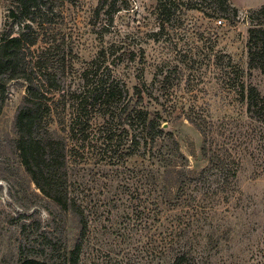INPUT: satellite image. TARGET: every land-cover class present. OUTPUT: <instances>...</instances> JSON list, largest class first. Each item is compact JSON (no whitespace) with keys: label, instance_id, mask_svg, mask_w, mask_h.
I'll list each match as a JSON object with an SVG mask.
<instances>
[{"label":"rangeland","instance_id":"rangeland-1","mask_svg":"<svg viewBox=\"0 0 264 264\" xmlns=\"http://www.w3.org/2000/svg\"><path fill=\"white\" fill-rule=\"evenodd\" d=\"M230 1L238 17L189 10L166 29L155 12L157 0H128L112 23L97 14L99 0L64 6L62 30L79 56L76 67L92 60L102 46L123 40L141 54L118 65L116 74L131 93L144 84L154 90L153 97L145 95L144 106L153 113L161 110L174 135L134 147L128 137L120 139L126 135L119 127L115 139L104 144L102 126L97 127L87 154L71 164L73 188L88 220L79 264H168L171 238L192 237L181 207L171 204L179 182L166 163L174 160L186 176L206 165L204 137L190 116L212 120L228 132L247 121L246 102L234 86L235 72L228 76L224 69V54L242 70L245 83L264 95V73L249 68L246 47V15L264 0ZM6 4L0 0V30ZM164 75L169 83L162 86ZM25 91L24 81H11L0 112V264H20L27 257L60 264L65 249L78 241L81 226L77 215L37 187L22 164L14 123ZM240 159L235 191L203 217L206 229L199 241L210 264H264V156L247 150ZM176 231L182 233L176 236Z\"/></svg>","mask_w":264,"mask_h":264},{"label":"trees","instance_id":"trees-1","mask_svg":"<svg viewBox=\"0 0 264 264\" xmlns=\"http://www.w3.org/2000/svg\"><path fill=\"white\" fill-rule=\"evenodd\" d=\"M4 1L7 4L0 30V112L9 83L24 81L26 91L14 123L16 147L37 187L79 218L78 241L72 249H65L60 263L79 264L88 220L73 188L71 164L87 154L85 150L93 142L97 127L102 126L104 144L115 139L114 129L119 127L126 135H120V139L128 137L134 147L172 140L174 135L167 130L168 120L161 110L153 113L144 106L145 95L153 97L154 90L144 84L135 86L131 93L115 72L118 65L135 61L141 53L129 50L123 40L116 41L102 46L92 60L84 61L78 68L79 56L62 30L64 6L73 0ZM127 6L128 0H99L97 14L104 13L112 23L114 16ZM189 10L202 11L210 17L224 13L239 16L230 0H157L155 6L161 29L174 25ZM246 21L249 68L264 73V5L250 10ZM156 35L154 38L158 39ZM140 52H144L143 48ZM225 57L228 62L224 69L228 76L235 72L234 86L246 102L248 119L238 121L235 130L228 132L202 116L189 117L204 137L201 153L207 163L195 176L176 170L174 160L166 163L170 171L178 174L179 182L171 204L173 208L181 207L187 229L192 232V237L171 238L168 264H210L207 248L199 241L206 229L203 217L235 191L242 153L248 150L251 155L264 156V95L255 86L247 85L242 70L228 54ZM160 83H169V76L164 75ZM155 99L161 101L159 97ZM20 264L55 263L27 257Z\"/></svg>","mask_w":264,"mask_h":264},{"label":"built area","instance_id":"built-area-1","mask_svg":"<svg viewBox=\"0 0 264 264\" xmlns=\"http://www.w3.org/2000/svg\"><path fill=\"white\" fill-rule=\"evenodd\" d=\"M222 21H223L222 19H221V20H219V23H222Z\"/></svg>","mask_w":264,"mask_h":264}]
</instances>
